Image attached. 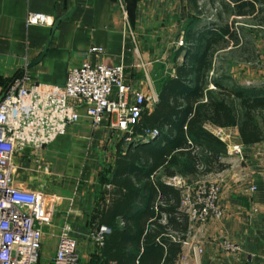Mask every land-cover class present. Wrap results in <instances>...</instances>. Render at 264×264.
<instances>
[{
    "label": "crops",
    "instance_id": "obj_1",
    "mask_svg": "<svg viewBox=\"0 0 264 264\" xmlns=\"http://www.w3.org/2000/svg\"><path fill=\"white\" fill-rule=\"evenodd\" d=\"M202 1L214 0H198L199 6ZM124 2L123 8L119 0H0V76L12 78L27 71L35 82L63 86L69 70L84 61L120 64L127 84L157 98L145 104L151 113L167 81L176 77V67L186 62L192 46L188 33H200L213 22L200 24L191 0ZM30 12L47 15L52 25L28 24ZM180 39L184 44L179 45ZM242 43L241 39L226 45L225 82L208 78L204 101L213 89L219 92L217 83L248 93L247 83L264 80V61L256 72L245 67L235 70L233 54L228 51ZM93 47L103 51H92ZM44 50L43 57L33 63ZM191 60L190 56L188 62ZM256 87V93H262L264 82ZM226 100L240 120L243 110L236 105L239 99L231 95ZM73 102L82 115L79 121L43 148H27L15 156L17 183L41 192L51 217L42 227L40 264H53L61 234L67 228L77 242L80 263H102L103 243L97 235L107 201V181L121 141L129 140L127 132L110 125L115 117L105 116L96 126L86 116L87 104ZM204 128L225 142L221 161L226 168L188 176L218 181L223 215L211 217L205 225L192 227L190 222L187 236L203 244L202 264H264V140L245 144L235 125L205 122ZM235 144L242 147L241 154L229 152ZM195 150L199 155L206 153L201 145H195ZM159 175L168 182L172 178L162 172ZM227 239L240 244L241 249L227 250L223 244Z\"/></svg>",
    "mask_w": 264,
    "mask_h": 264
},
{
    "label": "trees",
    "instance_id": "obj_2",
    "mask_svg": "<svg viewBox=\"0 0 264 264\" xmlns=\"http://www.w3.org/2000/svg\"><path fill=\"white\" fill-rule=\"evenodd\" d=\"M229 1L235 15L264 14V0ZM191 3L200 13L198 0ZM188 35L192 46L186 62L176 67V77L161 90L155 110L149 113L144 109L128 134L131 139H123L119 145L100 217V224L110 228L103 238L101 264L177 262L189 232V215L181 208V189L159 173L167 177L178 173L206 175L226 168L221 161L226 144L207 132L205 122L238 126L245 144L264 140V89L251 96L252 92L217 83L219 92L209 93L203 100L210 52L220 43H239L237 30L231 23H212L200 33ZM11 79L0 76V84ZM231 95L239 99L243 110L240 120L226 100ZM153 129L158 134L152 137L147 132ZM195 145L204 146L206 153L199 155Z\"/></svg>",
    "mask_w": 264,
    "mask_h": 264
},
{
    "label": "built area",
    "instance_id": "obj_3",
    "mask_svg": "<svg viewBox=\"0 0 264 264\" xmlns=\"http://www.w3.org/2000/svg\"><path fill=\"white\" fill-rule=\"evenodd\" d=\"M119 1L124 8V0ZM27 23L52 25L53 21L43 13L30 12ZM91 50L102 52L103 48ZM149 99L157 98L127 84L123 65L101 62L84 61L72 67L63 86L35 82L27 71L0 84V264H40L42 227L51 218L45 211L43 194L17 183L16 154L27 148H43L79 121L82 115L73 101L87 104L86 116L94 125H100L105 116H113L115 121L110 125L129 134ZM147 134L153 137L158 131ZM229 152L241 154L242 147L232 145ZM170 182L181 189V208L188 213L192 227L205 225L211 217H222L217 180L203 177L188 182L175 175ZM109 232L110 228L102 225L97 239L103 243ZM182 244L184 250L175 264H202L203 244L188 236ZM223 244L229 251L241 249L240 244L228 239ZM52 263L81 264L77 242L68 228L61 234Z\"/></svg>",
    "mask_w": 264,
    "mask_h": 264
},
{
    "label": "rangeland",
    "instance_id": "obj_4",
    "mask_svg": "<svg viewBox=\"0 0 264 264\" xmlns=\"http://www.w3.org/2000/svg\"><path fill=\"white\" fill-rule=\"evenodd\" d=\"M214 0L213 3L201 2L200 13L198 17L201 18L200 24L209 22L225 25L226 23L232 24L234 29L237 30L239 36L242 39L240 47H234L233 52L228 51L229 54H233L235 70H242V67L249 68L251 71H257L263 68L264 61V14L247 15L246 17H239L233 13V3L229 0ZM226 46L220 43L211 50L210 60L211 68L205 71L206 81L209 79L216 80L220 83L225 82V74L227 70L226 66ZM15 77V76H14ZM13 78V77H12ZM7 79H11L8 77ZM12 80V79H11ZM10 80V81H11ZM213 81V82H214ZM251 82V81H250ZM264 80L253 81L245 85L249 92H258L256 85H262ZM236 84V83H235ZM4 85V84H1ZM241 87V84L239 85ZM207 87V84H206ZM239 87V88H240ZM260 89V87H259ZM214 93L218 92V89H213ZM237 102L236 105H238ZM186 181L192 182L195 179L189 177L188 174L181 175Z\"/></svg>",
    "mask_w": 264,
    "mask_h": 264
},
{
    "label": "water",
    "instance_id": "obj_5",
    "mask_svg": "<svg viewBox=\"0 0 264 264\" xmlns=\"http://www.w3.org/2000/svg\"><path fill=\"white\" fill-rule=\"evenodd\" d=\"M57 23V22H56ZM56 23L54 24V27H53V29L56 27ZM45 51L46 50H44L35 60H34V62L33 63H36V62H38L42 57H43V55L45 54Z\"/></svg>",
    "mask_w": 264,
    "mask_h": 264
}]
</instances>
